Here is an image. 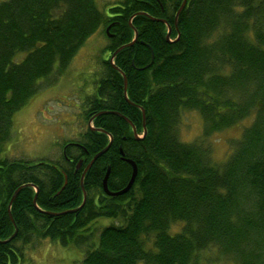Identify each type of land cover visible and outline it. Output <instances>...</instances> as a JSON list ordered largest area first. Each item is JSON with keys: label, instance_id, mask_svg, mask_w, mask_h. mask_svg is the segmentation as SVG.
Here are the masks:
<instances>
[{"label": "trees", "instance_id": "trees-1", "mask_svg": "<svg viewBox=\"0 0 264 264\" xmlns=\"http://www.w3.org/2000/svg\"><path fill=\"white\" fill-rule=\"evenodd\" d=\"M183 1L0 2V264L43 239L83 249L81 264H208L213 247L226 264H264V0H187L177 16ZM98 30L110 57L83 103L81 140L62 147V162L1 156L15 113ZM190 111L202 129L183 141ZM248 118L216 161L213 137ZM111 136L84 178L85 203L66 212L84 201L78 161ZM126 158L137 179L108 195L109 168L110 190L129 182ZM105 217L114 223L99 226Z\"/></svg>", "mask_w": 264, "mask_h": 264}, {"label": "rangeland", "instance_id": "rangeland-1", "mask_svg": "<svg viewBox=\"0 0 264 264\" xmlns=\"http://www.w3.org/2000/svg\"><path fill=\"white\" fill-rule=\"evenodd\" d=\"M107 43V38L100 30L91 35L80 47L67 70L56 80L41 87L30 101L15 113L12 133L6 141L1 156L12 159L63 161L62 147L67 142L81 140L82 134L86 131L88 123L83 115V103L88 95L95 92L101 62L110 57L109 51L104 50ZM24 55L25 53H19L17 58L21 59ZM251 121L252 118H248L240 125L227 128L213 137L216 161L226 159L229 151L228 140L239 137L242 126L250 124ZM201 129L200 115L190 111L186 113L180 137L183 141H192ZM86 159H80L76 166V170H84L81 175L83 194H87L84 188V178L94 164L88 167L89 163H86ZM29 185L30 183L17 188L11 200L15 199L23 187ZM36 191L38 192L37 187ZM81 207L77 206L73 209L78 211ZM8 209L12 216L11 208L8 207ZM69 210L66 212H70ZM97 223L99 226H106L114 223V220L105 217L99 219ZM178 225V229L182 227L181 223ZM24 253L25 257L20 258L18 264H81L84 257L83 249L74 245L65 246L52 242L50 239H43L38 246L25 248ZM202 253L203 258L210 259L208 264H226V260L215 247L204 250Z\"/></svg>", "mask_w": 264, "mask_h": 264}, {"label": "water", "instance_id": "water-1", "mask_svg": "<svg viewBox=\"0 0 264 264\" xmlns=\"http://www.w3.org/2000/svg\"><path fill=\"white\" fill-rule=\"evenodd\" d=\"M186 2H187V0H184V1H183V4H182L180 10L178 11L177 16L179 15V13L181 12V10H182V9L184 8V6L186 5ZM170 31H171V29H169V34H168V36L170 35ZM136 38H137V34H136ZM132 43H133V41H132L130 44H132ZM122 47H124V46H122ZM122 47H120L119 49H121ZM114 56H115V54L112 55L111 60H113ZM114 66H115V65H114ZM126 90H127V81H126V78H125V92H126ZM126 96H127V93H126ZM143 114H144V116H145V111H143ZM125 118L131 123V121L129 120V118H127L126 116H125ZM92 120H93V118H91V120H90V122H89L90 124H91ZM92 127H93V126H92ZM133 130H134V134H135V136L139 137L138 132H137V129H136L135 126H133ZM112 140H113V139H112V136H111V141H110V143H109V144H108V145H107L102 151H100L99 153H97V154L94 156V158L92 159V161L89 163V166H88V167H90V166L94 163V161L97 159V157H99L100 155H102L104 152H106V151L109 149V147H110V145H111V143H112ZM126 160L131 164L132 169H133V172H132V175H131V177H130V179H129L128 184H127L124 188H122L121 190H118V191H111V190H109V189H108V184H107V180H108V176H109V171H108L107 174H106V176H105V178H104V182H103V184H104V189H105V191H106V193H107L108 195H119V194H124V193L128 192V191L131 189V187L133 186V184H134V182H135V180H136L137 174H138V165H137V163H136L133 159L126 158ZM88 167H87V169H88ZM83 176H84V175H83ZM37 190H38V188H37ZM86 198H87V194L84 193V201H83V203L80 205V207L85 203ZM34 202L37 203V197H36V196H35V198H34ZM69 211H70V212H75V209H71V210H69Z\"/></svg>", "mask_w": 264, "mask_h": 264}, {"label": "bare ground", "instance_id": "bare-ground-1", "mask_svg": "<svg viewBox=\"0 0 264 264\" xmlns=\"http://www.w3.org/2000/svg\"><path fill=\"white\" fill-rule=\"evenodd\" d=\"M161 20H163L164 22H166L165 19H161ZM169 29H170V27H169ZM119 50H120V49L116 50V51L114 52V54L116 55V53H117ZM110 59H111V58H110ZM111 61H113V60H111ZM115 67H116V66H115ZM116 68H117V67H116ZM125 78H126V77H125ZM126 81H127V80H126ZM144 122H145V116H144ZM94 156H95V155H94ZM94 156H93V158H94ZM93 158H92V159H93ZM97 158H98V157H97ZM92 159H91L88 163H90V162L92 161ZM108 170H109V175H110V170H111V169L109 168ZM83 171H84V170H83ZM132 172H133V169H132ZM131 175H132V174H131ZM13 201H14V199L11 200V202H13ZM75 212H76V211H75Z\"/></svg>", "mask_w": 264, "mask_h": 264}]
</instances>
